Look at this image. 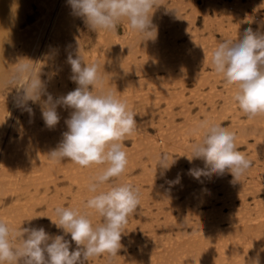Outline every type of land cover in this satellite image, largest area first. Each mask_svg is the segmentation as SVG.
Returning <instances> with one entry per match:
<instances>
[{
	"label": "bare ground",
	"instance_id": "obj_1",
	"mask_svg": "<svg viewBox=\"0 0 264 264\" xmlns=\"http://www.w3.org/2000/svg\"><path fill=\"white\" fill-rule=\"evenodd\" d=\"M259 1L264 4V0ZM33 4L37 13L28 14L27 11L32 9ZM174 4L178 11L186 6L189 7L190 17L191 12L196 9L193 0H174ZM201 4L202 16L206 19L208 9H213L216 23L223 31H227L223 29L225 27L223 22L228 23V29L232 27L229 24L230 19L232 17L236 19L237 24L232 28L230 35L236 33L237 37H243L245 29L249 27L254 31L264 32V11L263 14L260 13L261 6L253 0H246L245 4L239 1L222 3L219 0H202ZM246 6L251 8L250 12L246 10ZM218 11L219 19L216 14ZM158 14L154 13L152 16L154 21L152 23L157 28L155 39L133 31L125 20L118 25L116 32L96 30L91 46H87V43L84 44L77 35L78 23L85 21L73 12L68 0H0V195L8 191L13 194L17 192L18 196L25 194L27 203L31 186L34 187L36 194L40 187L43 188L45 194H41L39 198L45 202L46 220L43 222L39 221L36 215L35 218L30 216V226H43L52 236L63 234L61 229H58L59 233L54 231L55 225L51 221L57 220L53 210L57 206H64L63 196L60 195L70 193V189L73 191L66 207L87 213L93 225L102 223L99 214L94 210L86 209L84 204L93 195L88 191L89 182L106 165L93 164L85 168L68 159L55 163L49 157V152L62 140V133L68 130L65 121L70 118L73 110L58 106L60 121L55 128L49 129L41 116L46 95H42L40 101L35 103L28 101V106L34 113L30 116L27 111L18 107L20 96L23 94V89L20 88L22 81L9 82L15 74L16 63L26 62L21 59H28L34 63V72L39 73L40 79L46 86V92L55 100L77 87V84L70 79L72 72L70 64L67 63V56L71 54L75 58L79 53L84 63H96L100 66L104 81L101 92H113L138 116L141 115V118H144V113L149 115V119L145 117L146 122H141L137 116L135 117L136 131L127 136L123 142L128 159L125 173L118 178H111L112 183L102 185L100 190L106 191L112 184H130L132 182L130 177L136 169H140L142 174L139 178L133 179L136 180L135 183L138 179L151 182L152 173L161 172L162 166L159 162L160 152L163 150L169 162L175 159V163L168 169L166 181L175 180L179 176L181 180L176 184L178 187L174 188L177 189V194L183 191L188 199H195L197 203H200L198 201L201 199L209 208L208 212L202 214L201 229L205 231L191 234L185 240L186 243L181 244L182 246L173 245L170 249L174 253L170 259L172 263L169 261L168 263L205 264L208 261L212 264L215 261L219 263L220 260H227L230 264H240L239 256L251 248V257L246 260V264H252V260L257 256L260 264H264V199L254 200L255 203L251 208L245 201L246 194L254 193L251 198L255 199V193L264 190V114L241 118L242 111L237 108L233 100L237 86L225 84L224 91L222 92V89L220 91L225 93L218 94L223 99L219 110L215 109L213 101H208L207 105H210V109L206 110L203 107L199 111L202 112L199 117L201 120L190 117L184 82L192 68L193 56L186 50L182 52L181 45H176L162 36L160 25H164V22L162 23V17ZM185 16L182 28L187 30L191 18ZM32 19L36 20L34 26L24 27ZM167 24L166 21L165 25ZM180 31L181 29H176V35ZM230 35L222 34V36ZM161 71L162 74H158ZM170 84L173 85L169 86ZM154 92L162 93L163 97L165 95L171 101L167 100L164 111L166 118L161 119L163 121L158 126L159 131L152 134L146 129V125L152 123L150 109L153 104L150 100ZM212 96L215 98L217 92L213 91ZM174 106L177 108L176 112ZM176 114L182 116L179 124L174 122ZM227 118L230 124L229 127H224L235 133L236 146L247 142V137L251 136L254 143L248 145L253 146L255 154L252 157L255 159V155L260 153L263 163L261 167L249 168L239 181H234L231 173L227 171L223 175L212 174L208 178L214 179L219 186H216L217 189L211 199L205 186L199 188L195 185L194 188L192 184L196 180L194 181L188 171L182 176L181 163L183 161L189 163V169L196 166L205 168L202 159L189 162L191 145L202 139L203 130L200 128L202 122L219 123L220 119ZM175 153L177 156L173 158ZM202 177V179L207 178ZM60 178L66 179L69 186L62 190L55 188V192L47 191L49 183L55 184ZM135 185V188H139L137 183ZM154 185L158 188L157 207L161 201L174 203L170 195L162 192L156 181L152 182V187ZM217 190L221 193L217 194ZM51 193L52 195H49ZM236 197L240 198L238 208L234 203ZM37 199L38 196L33 202L40 201ZM215 199H219L220 204L216 205ZM20 201L8 211V219L5 216L2 220L14 230H17L16 225L21 220V214L27 216L32 212L29 204ZM223 207L227 210L226 215H222ZM181 209L178 208L179 212L182 211ZM159 213L160 207L156 216ZM186 222L184 218V224ZM193 231H196L195 227ZM65 238L70 240V235H66ZM237 244L242 247L239 251L234 250ZM75 247L73 242L72 248ZM215 251L218 252L216 256L218 259L215 258ZM182 254L181 260L178 257ZM99 257L92 258L93 262L89 259L86 264L167 263L163 254L156 257L151 255L148 261L142 253L133 255L132 259L121 257L119 259L115 256L111 262L105 254H102L100 259Z\"/></svg>",
	"mask_w": 264,
	"mask_h": 264
},
{
	"label": "clouds",
	"instance_id": "obj_2",
	"mask_svg": "<svg viewBox=\"0 0 264 264\" xmlns=\"http://www.w3.org/2000/svg\"><path fill=\"white\" fill-rule=\"evenodd\" d=\"M68 3L92 31L116 32L118 25L126 20L133 31L151 39L157 36L152 23L156 0H68ZM21 60L26 62L16 63L15 74L9 81H22L23 94L18 107L34 115L28 101L35 103L46 95L41 116L49 129L60 121L58 106L73 110L65 121L68 130L49 152L50 159L55 163L68 159L85 168L106 165L89 182L88 191L93 195L84 204L86 209L99 214L102 223L93 225L87 213L65 206L53 210L57 220L51 221L62 230L61 235L52 236L43 226L14 230L0 221V264H86L102 254L114 257L123 248L121 239L128 217L139 207V189L130 184H112L108 190L101 191L100 186L125 173L128 159L123 142L136 131L137 114L113 92L100 91L104 83L100 66L84 63L79 53L75 58L71 54L67 56L70 79L77 87L55 100L46 92L39 73L34 72V63ZM211 63L227 83L237 86L233 100L243 113L249 117L264 114V32L249 27L241 39L220 42L212 52ZM200 128L202 139L191 145L188 159L189 162L202 159L205 168H190L188 174L199 181L202 176L223 175L227 171L234 181H239L251 161L238 150L235 133L210 121L202 122ZM173 163L175 159L169 162L167 155H161L159 165L164 169ZM179 182L178 176L168 183ZM66 235H70V240ZM252 264H260L259 256Z\"/></svg>",
	"mask_w": 264,
	"mask_h": 264
},
{
	"label": "rangeland",
	"instance_id": "obj_3",
	"mask_svg": "<svg viewBox=\"0 0 264 264\" xmlns=\"http://www.w3.org/2000/svg\"><path fill=\"white\" fill-rule=\"evenodd\" d=\"M222 3H231L233 1H239L241 4H245L246 0H219ZM254 2L259 3L261 6L259 8L260 13L263 14L264 11V4L263 2L259 0H253ZM193 3L195 4V11L191 12V17L189 16L190 8L185 7L184 9L177 10L176 5L174 4V0H156V7L153 9L154 13H159L158 15L162 17V23L164 22V25L162 26V36L165 37L170 42L176 43V45H181L180 49L182 52L185 50L187 53H191L193 56V64L190 72L185 77L184 86L186 88V97H187V106L189 108V116L192 118H196L201 120L202 112L201 108H205L206 110L210 109V105H207L208 101H213V106L216 110H219L222 107L223 99L221 96H218V94L221 95V93L224 91L223 87L227 83L225 78L217 74L214 71V67L211 63V55L214 49L218 46V44L225 40H239L242 37H237L238 34H231V30L233 27H235L236 19L232 17L229 21V24L232 25V27L228 28V23L226 24V21L223 22L224 28L227 31H223L222 28L216 23L215 14L213 9H208L207 11V18L205 19L202 16L201 13V7H202V0H193ZM263 5V6H262ZM36 6L33 4L32 9L28 10L27 13L31 14L35 12ZM246 10L250 12L251 8L249 6H246ZM218 15V19L220 17V12L218 11L216 13ZM188 15L190 19V22H188L187 30L182 28L183 25V18H185ZM35 19L30 20L27 22L26 28H31L35 24ZM167 21V25H165V22ZM181 21V22H178ZM154 22V21H152ZM210 23V25H209ZM159 26V27H160ZM170 26V28H168ZM173 27V29H172ZM78 28V38L84 41V44L87 43V46H91V42L94 40L93 36L95 35V31H92L88 28L87 24L79 22L77 25ZM176 29H181L178 35L175 33ZM230 30V31H229ZM225 33L230 36H222V34ZM196 36V37H195ZM195 56V58H194ZM158 74H162L161 72H158ZM175 84V83H173ZM170 84L169 86L173 85ZM214 85V86H213ZM233 86H236L232 84ZM168 86V87H169ZM176 88V85H174ZM171 89V87H170ZM169 90V93H171V90ZM222 89V92H220ZM190 90H193L190 92ZM214 93L217 92V96L214 98L212 96ZM225 93V92H224ZM222 93V94H224ZM167 100L171 101L170 98H166L165 95L163 97L162 93H153L152 99L150 102L153 104L152 108L150 109L152 113V123L146 125V129L152 133L155 134V132L159 131L158 126L161 125V121H163L166 118L165 110L167 107ZM237 108L239 109V106L237 103H235ZM177 111L176 106H174V112ZM144 118H141V115L137 118L139 120L146 122L148 118V113L143 114ZM248 116L245 113L241 112V118L245 119V117ZM145 117L147 119H145ZM163 119V120H161ZM175 123H180L182 120V116L180 114H176L175 116ZM201 122V121H200ZM174 123V124H175ZM219 123L223 126L229 127V120L227 119H220ZM254 143L251 136L247 137V142L241 143L237 146L238 150L241 151L247 159L251 161V166L255 167H261V163L263 160V157H261L260 153H257L255 155V159L252 157V155L255 154L253 150V146L248 145ZM129 144V143H128ZM164 154L163 150L160 152L161 155ZM177 154L175 153L173 155V158H175ZM263 156V155H262ZM145 158V157H144ZM181 170L180 172L183 175L187 174V171L189 170V163L186 161H183L181 163ZM200 168V167H195ZM168 173V169H164L162 167L160 173H152V179L151 182L138 179L136 182L139 186V199L140 204L136 211L131 216L128 217V222L124 226V234H122L121 244L123 245V248L118 252L119 259L125 258V259H132L131 257L134 255H137V253H142L145 257V260L148 261V257L153 255V257L163 254L165 256V260H167L166 264L171 262L170 259L173 256V251H171V247L175 244H185L186 239L189 238L191 234L194 233H202L205 230L201 229L202 222H203V216L202 214L206 211L208 212L209 208H207V205L204 204L201 199L200 203H197L195 199L190 200L186 197L185 192L180 191L177 194V188L178 185L174 184L171 185L166 181V176ZM142 174V171L140 169H136L134 171L133 175H131L130 179H132V182L130 185H132L134 188L136 187V183L133 179L139 178ZM200 178L199 181L194 179L195 182H193V186L198 185L199 188L205 186V190L208 189V193H210V198L213 199V193H215L217 187L219 186L218 183L214 179L210 178ZM181 180V178H180ZM156 181L158 185H160V189L165 194L170 195V198L173 200L174 203H169L166 201H161L160 205V213L157 214L156 212L158 210L157 204L159 199L157 197L156 191L158 188L154 185L152 187V182ZM174 181V180H170ZM112 181H110L107 184H111ZM68 182L66 179L60 178L57 180L55 184L49 183V188L47 191L55 192V188H60L61 190L63 188H67ZM74 186V185H73ZM102 185L100 186V188ZM33 186L30 187V190L28 192L29 199L26 203V198L24 195L20 194L18 196L17 192L14 194L11 193V191L6 192L3 195H0V221L3 220V218L6 216L8 219V211L12 209V206L15 203H18V199H21L20 203H25L30 205L31 213L30 215H22L21 214V220L16 225V229L19 230L20 228L24 227H31L30 226V216L36 217L39 219V221H45L46 220V213H45V202L39 198L41 194H45L43 192V188L40 187V190L38 191V194H36L35 190H33ZM196 188V186L194 187ZM33 191H32V190ZM73 191V189H70V193H65L62 198L63 204L66 207L69 199L70 194ZM220 190H217V194H220ZM43 194V195H44ZM144 194V195H142ZM254 194V193H253ZM252 193H248L245 196V201L248 204L249 208L253 206L254 200H262L264 199V190L259 191L255 196V199L251 198L253 195ZM49 195H52L49 194ZM26 196V195H25ZM38 196L37 203L33 202V200H36V197ZM45 199V197H44ZM216 205L220 204V200L215 199ZM234 203L236 205V208H238L240 205V198L236 197L234 199ZM176 205V206H174ZM182 208L181 212H179L178 208ZM227 210L225 207H223V214L226 213ZM253 213V212H252ZM36 215V216H35ZM184 216V217H183ZM184 218H186V224H184ZM195 224V226H194ZM193 227H195L196 231H193ZM56 230L57 233H59L58 228L55 226L54 231ZM187 230V231H186ZM182 246V245H181ZM242 247L240 244H237L234 250H240ZM173 253V254H172ZM215 253V258L218 259V252ZM106 257H109L110 262L114 259L113 256H109L108 254H105ZM102 256V255H101ZM100 256V257H101ZM170 256V257H169ZM99 257V259H100ZM121 257V258H120ZM152 257V258H153ZM241 262L240 264H246V260L251 257V248H248L247 251L243 252L241 256ZM178 258H183L182 256H179ZM177 258V259H178ZM93 262V259H90ZM172 263V262H171ZM193 264V263H191ZM205 264H211L210 262H205ZM212 264H230L229 261H221L218 263L215 261V263Z\"/></svg>",
	"mask_w": 264,
	"mask_h": 264
}]
</instances>
